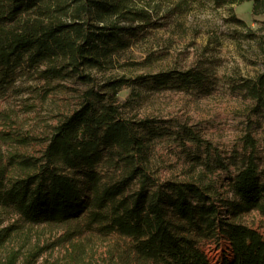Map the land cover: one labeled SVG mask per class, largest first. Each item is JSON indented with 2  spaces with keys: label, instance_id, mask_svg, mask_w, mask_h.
I'll use <instances>...</instances> for the list:
<instances>
[{
  "label": "trees",
  "instance_id": "16d2710c",
  "mask_svg": "<svg viewBox=\"0 0 264 264\" xmlns=\"http://www.w3.org/2000/svg\"><path fill=\"white\" fill-rule=\"evenodd\" d=\"M217 5L249 1L253 11L264 0H213ZM139 0H0V98L17 95L21 82H42L44 93H77L76 107L52 126L39 155L10 151L0 155V210L22 224L72 225L121 244V264H210L201 248L226 241L232 252L225 264H264V236L241 221L256 212L264 227V142L250 132L241 150L223 158L193 130L178 136L200 147L190 167L203 166L188 179L162 180L152 163L154 140L167 130L151 118L128 115V99L118 100L123 85L174 88L207 94L206 68L170 69L96 84L85 74L112 68L140 29L152 26ZM77 80L84 90L64 81ZM235 89L253 101L250 112L264 120V72ZM21 145L37 138L5 136ZM233 166L225 197L208 176ZM0 229V249L10 237ZM0 264H17L14 252Z\"/></svg>",
  "mask_w": 264,
  "mask_h": 264
},
{
  "label": "rangeland",
  "instance_id": "374dc122",
  "mask_svg": "<svg viewBox=\"0 0 264 264\" xmlns=\"http://www.w3.org/2000/svg\"><path fill=\"white\" fill-rule=\"evenodd\" d=\"M151 13L152 26L140 29L130 45L114 56L112 68L84 73L96 84L108 79L134 78L178 69L202 67L212 80L207 94L174 88L156 90L148 86L123 85L118 100L128 99V115L151 118L167 128L152 147V163L162 180H185L203 166L193 170L190 158H205V143L200 147L189 140L182 142L183 126L193 130L204 142L226 158L233 148L241 150L240 137L250 132L259 146L264 142V120L250 112L253 101L244 98L236 86L264 72V10L253 11L249 1L217 5L213 0H139ZM65 84L84 90L86 84L69 80ZM17 95L0 98V155L10 151L39 155L52 126L77 105V93H44L42 82H21ZM37 138L28 145L4 139L5 136ZM233 173L216 168L208 174L225 197L224 184ZM246 225L264 236V227L256 212L241 217ZM12 233L0 249V260L14 252L17 264H121V244L117 240L91 232L76 231L72 225L22 224L9 210H0V229ZM214 264L231 261L229 244L201 245ZM210 261V260H209ZM210 264H212L210 262Z\"/></svg>",
  "mask_w": 264,
  "mask_h": 264
},
{
  "label": "bare ground",
  "instance_id": "6f19581e",
  "mask_svg": "<svg viewBox=\"0 0 264 264\" xmlns=\"http://www.w3.org/2000/svg\"><path fill=\"white\" fill-rule=\"evenodd\" d=\"M209 260L212 264H214V256H212L211 254L209 255Z\"/></svg>",
  "mask_w": 264,
  "mask_h": 264
}]
</instances>
